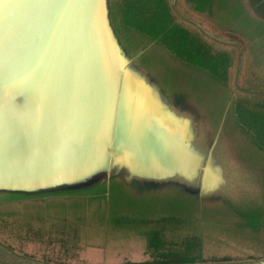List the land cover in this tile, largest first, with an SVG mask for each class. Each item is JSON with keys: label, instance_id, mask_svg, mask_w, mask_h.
Wrapping results in <instances>:
<instances>
[{"label": "rangeland", "instance_id": "obj_1", "mask_svg": "<svg viewBox=\"0 0 264 264\" xmlns=\"http://www.w3.org/2000/svg\"><path fill=\"white\" fill-rule=\"evenodd\" d=\"M12 1L0 0V22ZM126 1L91 0L85 19L96 32L90 45L104 37L108 50L117 49L119 65H111L114 51L105 62L110 78H118L124 65L155 88L161 102L146 106L177 119L198 163L188 177L173 174L157 182L131 167L104 164L47 184L1 178L0 264H264V55L252 54L264 45V27L241 23L246 13L236 7L239 0H209L202 12L195 10L199 0H162L170 20L199 50L227 60L218 71L205 70L178 57L170 44L140 33L131 12L126 23ZM258 10L264 12L263 5ZM5 44L8 48V40ZM73 60L72 55L68 63ZM30 73L43 94L52 92L34 78L32 68ZM100 79L105 78L100 74ZM6 94L1 105L12 93ZM11 98L19 99L18 108L25 106L22 95ZM68 138L78 143L76 135ZM48 156L55 161L53 151ZM115 156L108 159L119 163ZM207 158L210 173L220 180L213 192L204 191L200 181ZM74 161L65 158L70 173L76 172Z\"/></svg>", "mask_w": 264, "mask_h": 264}, {"label": "bare ground", "instance_id": "obj_2", "mask_svg": "<svg viewBox=\"0 0 264 264\" xmlns=\"http://www.w3.org/2000/svg\"><path fill=\"white\" fill-rule=\"evenodd\" d=\"M26 1L27 0H15L12 3L14 5L12 6L10 13H8L9 15L0 22V48L4 45L6 46L5 43L7 40L11 39L9 37H16V33L18 37L19 33H21L25 27L28 28L30 26L33 31L34 29L38 30L43 22L47 23L48 20L51 19L50 15L48 18L44 15H41L40 18L37 17L38 15L36 14L38 11H33L30 3L26 4ZM59 1L65 26L69 28V32L65 31V36L61 34L55 39L53 36H49L51 33L44 32V38H46V40L48 39L50 44L48 52L54 54L53 56L46 57V55H44L40 50L34 49L33 45L29 51L22 49L21 51H16L11 55L10 52H12L11 50L14 48L15 42H13V40L15 38L12 39L11 46L6 48L8 51H0V102L3 98V94H6L7 92L12 93L5 100L6 102L3 107H0L2 111L0 116L4 121L3 132L7 137L6 142L12 146V148H9V146L6 148L4 158H11L19 153L18 159L15 157V159L10 160L14 166L6 173L7 175L4 176V174L0 172V179L2 178V180L5 177H9L10 179L18 181V183H27L30 181L28 180L30 177L37 180L59 179L61 176L65 175V169L63 168L62 170L59 163L57 164V161L62 155L60 152L64 150V152L67 151L65 155H69L68 151H72L74 153H78L80 156V152L75 151L78 143H73L71 139H67L65 141L64 138L61 137V135H67L62 126L71 125L73 120L72 118L66 117L65 119H62L60 115L62 113H66V110L62 112V107V109L56 107V102L60 105V99H58V101L56 100L57 89H59L57 87L58 79H61V81L64 82V79H69L68 77L72 76L73 80L76 79L81 85L85 87L88 86L90 89L91 86L87 80L88 78L92 81V85L95 84L98 86L95 91L97 92L96 95L99 99L101 97L106 98L105 94L102 93L101 90L104 85L108 84L103 79H100V74L102 78H105L106 80L111 76L110 64H105L103 61L104 59L106 62L109 50L102 35L101 37H103V42L99 39L96 41L94 47L90 45L92 41L91 39H93L94 36L92 35L93 30L95 33L96 29L94 26L88 25L89 20L87 21L85 18L89 15V8L91 7H89V4L87 5V0H84L85 3L83 0ZM97 35H99L98 32L96 33V36ZM37 48H39V45H37ZM65 51L69 52L68 59H71L72 55L74 57L73 62L69 63L71 66L69 67L70 73L68 74H66V71L63 69L64 65L67 64V57L65 64L62 66V53ZM42 65L44 66L43 69L41 67ZM58 66H62L60 71L61 73H57ZM23 67L32 68L34 71V78L37 79V81H40L43 87L48 86L52 88V92H48L46 95L43 94L42 89L38 88V83H33L34 80L32 79L30 68H26L27 73L25 74L22 70ZM44 69H46L45 72H43ZM71 70H74V72H71ZM13 73H15V76H13ZM84 73L87 77L84 76ZM94 81L97 83H93ZM102 83H104V85ZM19 94L24 97L21 103L25 104V107L33 104L35 105L33 109H36L38 108L37 103L42 106V108L40 106L39 109H37V113L33 114L30 120L25 117H21L23 115H14V113L17 114V112H22L26 109H20L16 106V104L20 102L18 98L16 100L11 98L13 95L19 97ZM39 98L40 101L38 100ZM103 107L105 106L103 105ZM86 122L87 119L82 117L78 122V127L81 130L86 128ZM41 125L43 126L42 129ZM45 130H49V133ZM161 130L162 132L164 131L163 129ZM39 131H45L46 134H41ZM89 134L95 135L93 132H89ZM148 138L150 139L152 136H149ZM88 139H91V141L92 139L95 141L97 140L95 138H91V136L87 137V140ZM51 140H53L52 144H55V146H53V150L56 151L57 149L56 152L53 151L55 153V161L53 163L56 165H50L47 163L50 159L46 156V153L49 150L48 148ZM78 140H81L84 143L87 141L85 138H78ZM62 142L66 143L62 144ZM96 144H100L99 140L96 141V143L93 142L91 148L94 149ZM164 145L165 147L158 146L157 149H155L156 151H152L151 154L156 155L161 151L166 154H172L171 152L173 150H170V147L167 144ZM88 149L89 151L85 158L87 160H92L95 157V152L91 151L89 147ZM36 158H39L40 160H36ZM153 159L154 157L152 160ZM74 160L77 161L75 158ZM190 164L192 163L190 162ZM8 165V162H4L3 164L5 168H7ZM207 184V186L210 185L208 182Z\"/></svg>", "mask_w": 264, "mask_h": 264}, {"label": "water", "instance_id": "obj_3", "mask_svg": "<svg viewBox=\"0 0 264 264\" xmlns=\"http://www.w3.org/2000/svg\"><path fill=\"white\" fill-rule=\"evenodd\" d=\"M97 1V0H96ZM14 1H12L13 3ZM83 2L85 3V1L83 0ZM90 2L91 0H87V5L89 4L90 7ZM11 3V7L12 4ZM30 3V6L33 8V11H38V13L36 15H38L37 17L40 18L41 15H44L45 17L48 18V16H51V19L48 20L47 23H42L41 27L36 30L34 29V31L31 29L32 27H28V28H24L23 31L21 33H19L18 37H17V33H16V38L14 37H9L11 38L10 40H8V47L11 46V41L12 39L13 42H15L14 48L13 50H11L12 52L11 55L16 52V51H21L22 49H26V50H30L31 46H34V49H38L40 50L44 55H46V57H50L53 56L54 54L49 53V42L48 39L46 40V38H44L45 36L43 35L44 32H49L51 34H49V36H53L54 39L58 36H60L61 34H63L65 36V31L69 32V28L67 26H65V21L63 19V13L60 7V1L59 0H27L26 4ZM95 4V1H94ZM27 7V5H26ZM31 8V9H32ZM35 14V12H34ZM86 16V15H85ZM44 17V18H45ZM17 32V31H16ZM104 36V35H103ZM51 38V37H50ZM105 38H107V34L105 33ZM17 41V42H16ZM37 45H39V48H37ZM7 45L3 46L0 48V51H2L4 48H6ZM51 48V46H50ZM113 49V47H112ZM8 51V50H6ZM4 50V52H6ZM110 51H114L113 52V56H112V60H111V65L113 67L119 65V57L116 56L117 54V49H113V50H109L108 51V56H109V52ZM27 54V53H26ZM68 51H65L64 53H62V60H63V64L62 66L65 64V60L67 57V64L64 65V68L67 69L69 68L71 65H69L68 63ZM104 61V59H103ZM105 63V61H104ZM110 64V63H109ZM123 65V64H122ZM61 67L58 66L57 68V73L61 71ZM111 67V66H110ZM121 68L119 69V77L118 78H110L108 77V79H103L105 82H107L108 85H104V83H102L103 89L101 90L102 93L105 94V97H101L99 99V97L96 95L97 92L95 91L98 87L95 84L92 85V81H90V79L87 78V80L89 81L90 84V89L88 86H83L80 84V82H77V80H73L72 76L68 77L69 79H64L65 81L62 82L61 79H58L57 81V87L59 89H57V94H56V100L58 101V99H60V105L58 102H56L57 106L60 109H62V112H64V110H66V113H62L60 116L62 119L66 118H72L73 122L71 123V125L69 126H62L63 130L67 133V135L63 136L61 135L62 138H64V140L66 141L67 139H69V134H73L76 135V138H85L87 139V137H92V138H100L101 135L104 136H111L112 134H114V136L117 135V133L119 132V130L121 129V127L123 126L122 123H124L123 121L126 120L129 121L131 119V117H138V114H141V105L139 102H137L136 100H138V95H136L135 93L137 92L138 86H143L142 82L139 80L141 79L139 78H135L133 73H136L133 69H130L128 71H125V67L120 66ZM63 68V69H64ZM65 71V70H64ZM71 72H74V70H71ZM61 73V72H60ZM66 73H70L68 71H66ZM84 76H86V74L84 73ZM134 77V78H133ZM142 80V79H141ZM87 81V82H88ZM143 81V80H142ZM93 83H97L96 81H94ZM141 85H138V84ZM136 85L137 88H136ZM46 89V88H45ZM44 89V90H45ZM38 90V89H37ZM139 90V89H138ZM135 95L137 96V98H135ZM106 99H107V104H103L106 103ZM135 99V100H134ZM38 104V108L33 109L35 107V105H31L28 107H23L26 108L24 111L22 112H17L14 113V115H23L21 117H25L28 120H30L32 118L33 114L37 113V109H39V107L41 106V104ZM106 107V111L105 109H103L102 106ZM3 107V105L0 104V107ZM62 107V108H61ZM21 108V109H23ZM42 108V106H41ZM102 108V109H101ZM33 109V110H32ZM0 113H2L1 108H0ZM13 114V113H11ZM122 114L124 115L122 117ZM126 114V115H125ZM82 117H85L87 119L86 122V128L84 129H80L78 127V122L80 121V119ZM183 122V121H182ZM186 123V122H184ZM64 124V123H63ZM67 124V123H66ZM65 124V125H66ZM2 125V126H1ZM3 125H4V121L1 119L0 116V172L5 175H7L6 173L8 171H10V169L14 166L12 162H10V160L15 159V157H17L18 159V154L14 155L11 158H4V153L6 148L9 146V148H12L11 144L7 143V137L3 132ZM173 128H174V124H173ZM89 130V131H88ZM127 130V129H126ZM129 132V130H127ZM126 131V133H128ZM89 132H93L95 135L93 134H89ZM8 133V132H7ZM122 133V132H121ZM8 135V134H7ZM9 137V135H8ZM53 140H51L50 144H49V150L46 153V156H48V154L51 151H55L53 150V145H52ZM66 142H62V144H65ZM86 149H87V145ZM105 149H108V153L111 155H116V151H117V146L116 145H107L104 146ZM85 148H83V150L81 151V155L82 157L79 156L78 153H74L72 151H68L69 155L65 153L67 151L64 152L61 151L60 154L61 157L60 159L57 161V164L59 163L60 168L63 170V168L65 169V175H69L71 176H82L84 173H88L93 167L87 166L90 165L88 163H93L90 162V160L85 161V157L87 156L88 152H84L86 150ZM179 147L173 145V163H177L176 161H179L180 159L184 158L182 152L180 150ZM57 151V149H56ZM55 151V152H56ZM115 151V152H114ZM68 156H73L75 159H77V161H75L74 166H76V171L75 173H70L68 172V168L65 166V158ZM118 157V156H117ZM24 158V157H22ZM36 160H40L39 158H36ZM46 160V158H45ZM4 162H8V167L5 168L3 166ZM50 165H56L54 164L51 160H49L47 162ZM7 170V171H5ZM177 166L173 165V170L176 169ZM88 171V172H87ZM61 176L59 179H62L65 177ZM1 180V179H0ZM28 180H30L29 182H31V184H44L43 182H46V180H50L52 183L55 180L58 179H46V180H37L34 179L33 177H30ZM28 182V183H29ZM61 182H59L58 184H60ZM47 184V182H46Z\"/></svg>", "mask_w": 264, "mask_h": 264}, {"label": "crops", "instance_id": "obj_4", "mask_svg": "<svg viewBox=\"0 0 264 264\" xmlns=\"http://www.w3.org/2000/svg\"><path fill=\"white\" fill-rule=\"evenodd\" d=\"M261 5H263L264 7V1L239 0L238 5H236V7L238 9L240 7L241 8L243 7L244 12L246 13L244 14V16H240L241 23L247 25L246 23L249 20L252 24L256 23L264 27V12H260L258 10ZM206 7L207 8L209 7V0H207V3L205 4V8ZM203 10H196V11L202 12ZM259 47H262V45H259ZM255 50L256 49L253 50L252 53L253 55H264V45L261 49H257L256 51ZM256 52L259 54H256ZM254 61L255 62L259 61V59H255ZM255 71H258V68L255 67ZM137 86L138 85H136V88ZM153 88H154L153 86L147 85L145 81L143 86H138L139 89V90L137 89L138 93L135 94L138 95V100L136 101L139 102L141 105L140 106L142 109L141 114H138V117H134V116L131 117V119L127 122L126 120H124L123 121L124 123H122L123 126L121 127V129L119 130V132L115 137L114 134H112L111 136L101 135V137L97 138L96 140V141L99 140L100 144L98 145L96 144V147L94 149L91 148V145L93 144V142L96 143L95 140L92 139L91 141V139L88 140L85 139L87 140L85 141V143L82 142L81 140H78V144L77 147L75 148V151L76 152L79 151L80 155L83 148L86 149L85 145H87V149L84 152L89 151L88 147L91 149V151L95 152L94 159L90 160V162L93 163H88L90 165L87 166L93 168H99V166L104 164L106 168L111 165H117L118 167L122 166L127 169L131 167V169L136 172L147 173L146 179L155 182L164 181L163 178L173 177V174L177 177H188V173L192 171L194 167H196L198 163V159H195V156L188 152V145L185 140V135L178 132L177 119L173 118L174 119L173 120L172 119L173 116L168 112L159 111L158 114H155L151 111V108L147 107L150 103L159 106V102H161L162 96L159 97L160 95L156 92V90L154 91ZM136 95L135 98H137ZM107 103L108 102L106 99L105 104ZM103 109H105L106 111V107H103ZM162 113L165 115L166 118L164 121L161 115ZM123 116L124 115L122 114V117ZM171 120H173L174 128L173 125L172 127L169 128L165 127L166 123L171 124L170 123ZM126 129L129 130V132ZM161 129H163L164 131L162 132ZM126 131L128 133H126ZM149 136H152V138L149 139L148 138ZM164 144H167L170 147V150H173V145L178 147L179 144H182L186 150L181 148L177 150H180L182 152L184 158L180 159L179 161H176L177 163H173V151L171 152L172 154H166L162 151L158 154H156L155 152L156 155L151 154V152L157 149L158 146L165 147ZM107 145L117 146V151H116L117 154L115 157H117L118 155L117 159L119 163L116 162L117 160L108 159L113 155L108 153V149L104 148V146ZM102 152H104V156ZM185 152L186 153L188 152L189 154L187 153L186 155ZM121 155L124 156L126 160H123ZM153 157L154 159L152 160ZM208 158L202 167L203 173L201 175L200 181H204L203 183L204 185L202 186L204 191L213 192L219 187L220 180L218 181L210 173L209 170L210 165L207 164L209 162ZM85 161H87V159H85ZM190 162L192 164H190ZM173 165L177 166V168L174 170H173ZM220 166L221 164H218L217 171H219ZM172 180L174 182H178L177 179L172 178ZM172 180L170 179L168 181L173 182ZM221 181L223 183L224 180L222 179ZM207 182L210 184L209 186H207L208 185ZM192 193H196L195 188H194V192ZM209 194L211 193H208L207 196Z\"/></svg>", "mask_w": 264, "mask_h": 264}, {"label": "trees", "instance_id": "obj_5", "mask_svg": "<svg viewBox=\"0 0 264 264\" xmlns=\"http://www.w3.org/2000/svg\"><path fill=\"white\" fill-rule=\"evenodd\" d=\"M198 3L199 5L195 9L201 10L205 8L207 0H199ZM148 7L152 9L150 10ZM143 10H147L146 16L139 20L138 15H142ZM128 12H131L132 16H136V18L133 17L135 19L133 27L162 46L164 43H167L168 46L170 44L169 47L173 48V53L178 54V57L183 58L185 62L195 64L201 69L208 70L210 68L214 71L220 70V67L227 62L222 56L211 57L199 50L196 42H193L182 28L170 20L162 0H127L122 11V17L126 23H129ZM137 21L145 22V26L138 25Z\"/></svg>", "mask_w": 264, "mask_h": 264}]
</instances>
